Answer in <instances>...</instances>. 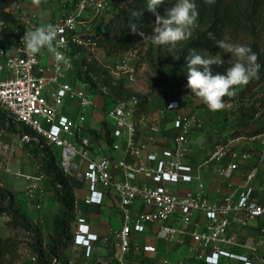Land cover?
Wrapping results in <instances>:
<instances>
[{"label":"built area","instance_id":"built-area-1","mask_svg":"<svg viewBox=\"0 0 264 264\" xmlns=\"http://www.w3.org/2000/svg\"><path fill=\"white\" fill-rule=\"evenodd\" d=\"M74 12L64 14L54 26L60 32L57 42L62 37L63 45H58L61 51L70 61L71 67H65L63 63L57 71L56 61L53 58L51 67L52 75L47 77L42 67L40 54L29 58L21 43L27 30H33L38 25L26 17L20 19L10 10L5 13L12 15L17 23L0 20V110L12 121L23 124L34 131L38 136V143H43L53 151L60 149L59 166L67 176H73L82 181L89 195L85 200L75 199L74 215V247L85 250L88 264H129L127 257L132 251L133 234L142 235L151 224H165L172 217L181 214L189 217L194 213L203 214L209 221L205 232L188 233L178 232L169 227H163L162 232L173 239L176 235H189L197 247H208L212 244L226 245L230 241L226 238L232 214L244 213L251 219L264 217V203L253 199V189L245 188L238 196L232 195L225 198L217 205H210L208 195L201 190L189 199L179 197L174 188L181 184H191L194 175L199 174V169L188 165L187 149L190 143L195 119H188L177 115L174 121V129L177 136L172 146L166 149L161 156L152 154L148 157V164L133 165L124 161H115L110 157H100L90 137L82 134L86 118V110L95 105L94 97L99 95L106 100L110 98L109 91L99 86L92 91L89 84L82 83L80 90L75 89L67 80L74 72L76 59L81 55H71V45L87 49L92 58L96 59L108 70L110 75L118 81H124L127 85H134L139 76L140 57L137 50L127 52L117 58L100 59L102 54L90 37V23L93 19L102 18L110 9L107 0H76ZM17 6V5H16ZM90 14L93 15L89 16ZM90 18V20H88ZM79 101L82 112L81 124L74 122L61 114L59 107L67 101ZM111 108L106 117L109 120L110 132L113 138L123 140L126 144L127 157L140 159L145 147L139 142V134L144 124V117L140 114L141 101L138 97L129 100L109 102ZM181 104L173 101L168 104L167 110L175 112L181 110ZM43 122L49 125L46 129ZM10 121L7 123L9 127ZM6 129H0V187H3L1 173L11 172V163L19 149H24L31 142L28 135H11L10 141L3 140ZM153 129V134L158 133ZM264 141V134L249 139L237 137L216 144L206 165H222L226 160L232 159L227 170L237 172L241 168H248L246 179L248 182L255 180L264 170V151H236L237 146H243L247 142ZM156 138L151 137L149 142L156 144ZM242 163V164H241ZM245 165V166H244ZM42 167L36 175L17 173L15 176L24 179L28 183L27 196L35 201L43 194L42 184L47 181ZM152 175L151 185H139L132 182L134 174ZM115 196L120 203V211L123 219L122 229L115 233L116 249L118 257L94 258V252L98 244L107 248L111 244L108 238L101 239L90 226L85 209L92 206H102L108 195ZM141 203L148 212L136 211L134 206ZM38 210L41 206L38 205ZM29 237V236H28ZM30 242L32 241L30 236ZM140 251V248H137ZM145 253H154L156 249L144 247ZM28 264H37L38 256L32 246L21 251ZM236 258L233 255L217 249L210 257H201L208 264H219L220 258ZM242 264H254L248 258L237 257ZM67 264H76L70 259ZM165 264H169L165 262Z\"/></svg>","mask_w":264,"mask_h":264},{"label":"trees","instance_id":"trees-1","mask_svg":"<svg viewBox=\"0 0 264 264\" xmlns=\"http://www.w3.org/2000/svg\"><path fill=\"white\" fill-rule=\"evenodd\" d=\"M122 6L103 23L99 32L91 36L90 40L96 45L105 59L117 58L132 50H137L141 43L153 33L156 16L148 11L147 0H121ZM199 12L195 26L191 29L192 38L179 41L172 47L166 45L173 54V61L165 63L162 57L157 61L155 56L163 55V48L155 51L151 46L148 52V63L154 72H158L157 62L167 65L172 70L175 81H181L187 85V57L190 50L197 54L208 57L223 54L215 43L216 40H224L228 43L239 44L247 41V47L258 54V63L261 64L259 79L251 80L247 85L235 88L236 95L232 98L225 97L227 106L239 105V115L243 118L256 119L264 112V0H215L214 4H206L204 0H194ZM175 0H164L157 6V13L164 16L167 9L173 7ZM7 4L0 0V20L17 23V20L5 13ZM134 10L142 11V15L133 20L138 30L145 35L142 37L134 34L128 27V21ZM212 33L215 40L210 39L208 34ZM71 55H81L82 66L75 65L74 73L76 79L82 84H89L91 90H96L100 85L105 87L109 93L108 101L118 102L138 97L141 106L147 104L151 95L155 92L163 93L162 87L156 86L150 95H137L124 81L115 80L108 70L91 53L82 47L71 45ZM201 70H203L201 68ZM246 103L250 107L245 106ZM261 127L257 129L252 137L264 134V113ZM10 121L9 127L7 123ZM0 129H6L10 135H28L31 142L25 146L32 148L30 153L41 160L43 172L46 174L55 202L59 205V212L54 216L52 229L46 242L39 227L34 226L27 215L19 208L16 195L7 187H0V221L8 218V226L15 230H22L31 236L32 247L38 260L37 264H67L70 260L69 251L74 246V207L76 190L85 188V184L73 176L65 175L59 166L58 154L43 141L38 143L37 134L29 127L18 124L0 110ZM84 136L98 140L100 134L94 131H83ZM236 135V133L234 134ZM107 144L111 147L113 139L109 132L105 136ZM32 146V147H31ZM22 241L15 237L0 238V264H19L22 259Z\"/></svg>","mask_w":264,"mask_h":264},{"label":"crops","instance_id":"crops-1","mask_svg":"<svg viewBox=\"0 0 264 264\" xmlns=\"http://www.w3.org/2000/svg\"><path fill=\"white\" fill-rule=\"evenodd\" d=\"M63 12L64 10L54 14L53 25L62 18ZM98 32L99 30H96L92 35L95 36ZM39 54L42 67L45 70L44 74L50 77L52 75L51 67L53 56L46 49L42 50ZM76 65L77 67L82 66L81 58L76 59ZM67 82L75 89L80 90L81 83L76 79L74 72L69 75ZM94 100L95 105L86 110L84 114L86 122L81 126L83 131H94L100 134L98 140L91 138L96 153L100 157H110L115 161L125 160L128 164L133 165L148 164L153 167L154 165L148 162V157L152 154L161 156L166 149L172 146V142L177 136V131L174 129L175 118L177 115L184 116L181 110L177 113L170 112L167 113L166 120L157 119L149 127L143 125L144 128L147 127L145 129L147 137L141 138L139 134V142L145 149L140 159H136L127 157L125 142L115 139L111 135L109 120L106 117L107 111L111 108L109 101L99 95H96ZM61 107L62 109L60 112L62 115L70 118L75 125L81 124L80 119L82 112L79 101L69 100ZM200 127L201 126H199V128ZM154 128L158 129L159 132L153 134ZM107 132L110 133L113 139V145L111 147L107 144L105 139ZM191 136L190 138L192 139ZM151 137L156 138L157 141L155 145L150 144L149 140ZM227 140H230V138ZM220 141L222 140L218 142ZM218 142H216L214 146H208L203 142L191 141L189 143L187 149V163L193 168L199 169V174L194 175V180L191 184H181L175 187L173 189L174 192L183 199H189L201 190H204L208 195L209 204L217 205L229 196H238L248 187L253 189V199L259 203H264V170L261 171V174L255 180L248 182L246 175L248 168L252 165H249L248 168H241L237 172H230L227 170L228 166L235 162L232 159L226 160L222 165H206V162ZM236 151H264V141L247 142L241 147L237 146ZM15 166L13 159L11 167ZM37 172L28 175H36ZM17 173H21V171L17 170ZM17 173H15V175ZM16 178L19 181L18 183L13 185H6L3 183V187L9 188L16 195L19 208L23 210L34 226L39 228L41 225V228L49 226L60 208L55 202L54 194L50 189L48 179L42 184V196L35 201H31L26 193L28 183L22 178ZM152 178V175L144 173L131 176V180L134 183L154 186ZM75 195L76 198L83 202L89 193L85 187L84 189L76 190ZM47 201H49V203H47ZM38 205L41 206V210L37 209ZM134 208L136 211L148 212V209L143 208L142 204L139 202L135 204ZM85 211L93 232L101 239L108 238L111 240V244L107 248L102 247L101 244L97 245L94 258H103L104 260L114 257L117 258L118 251L116 249V240L114 237L115 233L121 230L123 226L119 200L110 194L106 197L102 206L88 207ZM208 225L209 221L207 218L203 214L198 213H194L189 217L177 214L163 225L151 224L147 227L144 234L132 235V251L127 257V261L129 264H165V262L169 264H208L200 258L212 256L219 248L236 258L244 257L250 259L254 264H264V217L251 219L244 213L232 214L226 234V238L230 241V244L226 245L212 244L208 247H197L189 235L183 236L178 234L173 239H168L162 232L163 227H169L178 232H205ZM0 228L4 230V233L0 234V238L2 239L9 237L18 238V234L24 232L22 230H15L7 224L3 225L1 221ZM24 234L28 236L26 232H24ZM138 247L140 251H137ZM144 247H152L156 249V252L145 253L143 251ZM69 257L70 259H74L76 264H88V260L85 257V250L81 247L73 246L69 251ZM236 258H220L219 264H242Z\"/></svg>","mask_w":264,"mask_h":264},{"label":"rangeland","instance_id":"rangeland-1","mask_svg":"<svg viewBox=\"0 0 264 264\" xmlns=\"http://www.w3.org/2000/svg\"><path fill=\"white\" fill-rule=\"evenodd\" d=\"M4 1L8 6L7 9L14 13L16 17L20 19L25 17L27 19H31L38 26L53 24L54 14H56V12L64 10L62 13L63 15L72 13L75 11L77 4L76 0H39L38 4L34 3L33 0ZM107 1L110 5V10L107 11L102 18L93 19L90 23V33L99 30L101 25L108 21L116 10L123 4V1L121 0ZM89 16L93 17L92 14ZM88 20H90V18ZM247 43L248 42L244 40L239 44L247 46ZM151 46L154 47L155 51H157L160 47L164 49L163 55L158 54L155 56L156 61L159 57H162L163 61L168 64L173 61L172 51L167 49L166 45H155L149 38H146L137 49L140 57L138 80L134 85L127 86L137 93V95H150L153 93L156 86L162 87L165 90L163 93L155 92L151 95L147 104L140 108V114L145 118L143 125H147V127H149L157 119L166 120L167 113H170L167 110L168 104L173 101H178L182 107L181 111H183L182 113L186 118H196V124L194 126L190 142H203L208 146H214L219 140L226 141L229 138L233 139L237 137H245L249 139L253 136V133L261 127V122H259V120L262 118L261 115L264 112H261L262 114L253 120L243 118L239 115L238 104H232L216 112L210 111L202 100L191 93V90L187 87V85L181 81H175L173 79L172 70L171 68H168L166 64L161 65L160 67L157 62L158 72H154L148 63V52ZM220 55L225 63L222 66L212 65L211 68L213 74H225L226 69L231 63H235L237 59L234 55L226 52H223V54ZM100 59L104 61V63L107 62L102 54L100 55ZM245 106L250 107V104L246 103ZM61 109L62 107H59L60 111ZM43 125L46 129H49L48 124L43 122ZM199 126L201 127L199 128ZM146 128H141V138L147 137V134L145 133ZM235 133L236 135H234ZM10 137L11 135L8 131H6L3 140L5 142H9ZM31 149L32 148H24L17 151L14 157V166H16L11 167L10 173H1V179L4 184L13 185L19 182L15 176L17 170L21 171L22 174H35L37 172V169L41 166L42 162L30 153ZM55 152L58 154V160L60 161L61 150L55 148ZM47 203H49V201H47ZM8 221V218H3L1 220V224L5 225ZM51 225L52 222L45 228H41L42 225L40 227L44 242H46L50 236ZM3 233V228H0V234ZM17 237L20 241H22V252L26 247L32 246L30 239L24 234V232L18 234ZM19 264H28L24 256H22Z\"/></svg>","mask_w":264,"mask_h":264},{"label":"clouds","instance_id":"clouds-1","mask_svg":"<svg viewBox=\"0 0 264 264\" xmlns=\"http://www.w3.org/2000/svg\"><path fill=\"white\" fill-rule=\"evenodd\" d=\"M39 3V0H33ZM164 0H147V9L156 16L153 34L145 37L151 39L155 45H171L175 47L177 42L192 38L191 29L195 26L199 16L194 0H175L173 7L166 10L165 15L157 13V6ZM206 4H214L215 0H204ZM142 11L134 10L128 21V27L134 34L144 36L138 30L137 24L133 20L140 17ZM63 30L58 31L53 24L41 25L33 30H27L22 37L21 43L24 51L29 58H34L42 50L50 52L56 61L57 71L63 63L65 67H71L69 59L58 50V45L65 43L61 37L57 38ZM210 39L215 40L212 33L208 34ZM226 53L234 55L237 59L226 69L225 74L212 72V65L222 66L225 61L218 53L209 55L207 58L197 54L195 50H190L186 58L187 63V87L197 98L208 107L210 111L216 112L226 107L224 98H232L236 95L235 88L247 85L253 79H259L261 64L258 63V54L253 52L250 47L240 44L228 43L224 40H216L215 43ZM201 68L203 70H201Z\"/></svg>","mask_w":264,"mask_h":264}]
</instances>
